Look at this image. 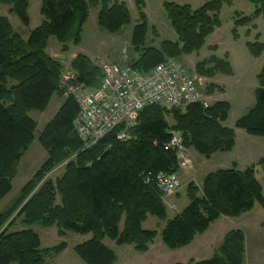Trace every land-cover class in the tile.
Here are the masks:
<instances>
[{
    "label": "trees",
    "instance_id": "obj_1",
    "mask_svg": "<svg viewBox=\"0 0 264 264\" xmlns=\"http://www.w3.org/2000/svg\"><path fill=\"white\" fill-rule=\"evenodd\" d=\"M31 1L0 0V10L6 7L9 15L28 28ZM248 1L257 8L251 16L237 18L236 27L264 19V0ZM90 4L101 6L98 25L106 33L117 34L131 27L129 43L139 57L129 66L142 73L150 72L167 58L197 51L213 29L221 25L222 4L218 1L196 11L189 6L165 5L177 41H162L156 49L148 47L147 21L131 25L128 9L117 0H43V21L38 28L29 30L26 38L6 16H0V202L11 192L17 164L35 141L37 123L30 113L45 112L55 95L62 98L60 108L37 137L48 158L21 189L16 202L0 214V264H46L45 257L62 252L64 244L42 250L39 236L28 229L34 225L57 226L60 235L65 231L91 235L73 249L78 258L84 264H115L116 254L103 243L104 239L118 246L133 245L137 252L145 253L157 236L142 228L148 217L164 223L162 243L177 250L190 245L221 216L237 218L256 205L264 208L263 189L253 166L244 170L232 166L212 172L205 177L201 190L190 184L188 205L170 219L164 197L156 186L159 174L179 171L175 152L166 146L171 132L180 134L186 149L207 159L233 151L235 131L223 125L231 109L227 102L171 109L147 106L137 125L127 130V141L117 139L116 129L96 145L85 148L74 129L78 104L59 91L62 62L49 56L47 49L51 38L64 53L70 44L81 43ZM246 48L254 58H260L264 52V46L257 42L248 43ZM70 68L79 85L89 90L99 88L101 71L88 56L77 55ZM197 71L208 78L234 73L228 57H212L198 65ZM256 78L255 103L234 127L264 138V65ZM65 161L60 178L55 182L43 181L47 173ZM259 165L264 172V158ZM15 212L26 228L9 232L4 227L13 224L10 219ZM243 242L241 232H230L213 257L190 264H241Z\"/></svg>",
    "mask_w": 264,
    "mask_h": 264
},
{
    "label": "rangeland",
    "instance_id": "obj_2",
    "mask_svg": "<svg viewBox=\"0 0 264 264\" xmlns=\"http://www.w3.org/2000/svg\"><path fill=\"white\" fill-rule=\"evenodd\" d=\"M86 1L89 2L90 0ZM117 1L123 3L128 9L131 25L139 23L143 19L147 21L150 26L148 47L156 49L160 47L162 41H177L165 5L189 6L192 11H196L210 2L218 1L222 4L219 13L221 25L213 29L202 47L179 58H167L166 60L178 61L191 74L204 79L203 95L208 106L217 102L229 103L230 113L223 125L235 131L236 146L232 152L217 153L208 159L197 154L193 149H187L189 162L180 166L176 174L180 181V188L173 196L163 199L168 218L181 214L188 205L187 190L190 184L201 190L203 181L208 174L221 169H230L232 166L239 170L253 166L264 196V172L259 165V161L264 158V138L250 136L245 131L234 127L235 122L245 115L255 103L254 92L258 87L256 77L264 65V52L260 58H254L249 54L246 46L248 43L256 42L264 46V19L262 17L255 19L246 27H236L234 23L239 17L251 16L257 6L248 0ZM42 2L43 0L31 1L28 10L30 17L28 28L22 26L15 16L9 15L6 7L1 8L0 16H6L13 28L26 38L29 30L38 28L43 21L40 15ZM100 10V5L93 6L90 4L88 20L81 34V43L77 46L70 44L68 52H62L61 45L55 39H50L47 53L62 62L61 73L73 72L70 68L71 62L69 63L72 55H88L98 67L101 62L130 65L132 61L138 59L139 53L135 52L129 43L131 27H126L117 34L106 33L98 25ZM212 57L217 59L228 57L233 68V75L218 74L209 78L200 75L197 71L198 65L209 61ZM61 103L62 98L55 95L45 112L30 113V116L37 123L36 138L17 164V174L12 182V190L0 202V214L6 212L16 202L21 189L32 179L48 158L47 152L39 144L37 137L56 114ZM66 163L67 161L57 165L46 174L43 181L55 182L63 175ZM56 204H60L59 197ZM16 214L17 212L10 219V221H14L13 224L4 227V229L8 227L9 232H19L26 228L22 226L21 218H17ZM120 226L122 229V223ZM163 226L164 223L154 217H148L143 222L142 228L144 230L153 231L157 235L145 253L137 252L133 245L118 246L115 242L107 239H104L103 243L116 254L117 261L115 264H190L213 257L218 252L224 238L230 232L239 231L244 237L241 264H264V208L260 205H256L251 212L237 218L219 217L211 223L204 234L195 238L194 243L177 250H170L162 243L160 233ZM28 229L33 230L39 236L42 250L52 249L61 244L65 245L59 254H51L45 257L46 264H84L73 249L89 240L91 235H80L69 231L60 235L57 226L44 228L34 225Z\"/></svg>",
    "mask_w": 264,
    "mask_h": 264
},
{
    "label": "built area",
    "instance_id": "obj_3",
    "mask_svg": "<svg viewBox=\"0 0 264 264\" xmlns=\"http://www.w3.org/2000/svg\"><path fill=\"white\" fill-rule=\"evenodd\" d=\"M99 69L101 84L95 90L79 85L71 71L62 72L58 83L63 96L74 98L78 104L74 129L85 148L96 145L116 129L117 139L127 141V130L137 125L147 106L171 109L197 103L208 107L203 95L204 79L191 74L178 61L166 60L147 73L129 65L107 62H101ZM166 146L175 152L179 167L189 162L178 133L171 132ZM156 186L164 198L170 197L179 190L180 181L176 174L161 173Z\"/></svg>",
    "mask_w": 264,
    "mask_h": 264
},
{
    "label": "crops",
    "instance_id": "obj_4",
    "mask_svg": "<svg viewBox=\"0 0 264 264\" xmlns=\"http://www.w3.org/2000/svg\"><path fill=\"white\" fill-rule=\"evenodd\" d=\"M75 56H76V55H72V56L70 57L69 63L71 62V60H73V59L75 58ZM86 56H88V55H86ZM194 242H195V240H194L192 243H194Z\"/></svg>",
    "mask_w": 264,
    "mask_h": 264
}]
</instances>
